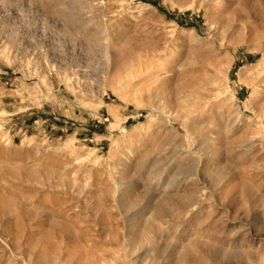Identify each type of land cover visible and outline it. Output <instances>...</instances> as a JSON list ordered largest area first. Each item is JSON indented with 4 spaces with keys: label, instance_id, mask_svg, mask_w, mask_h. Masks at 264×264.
Returning a JSON list of instances; mask_svg holds the SVG:
<instances>
[{
    "label": "rangeland",
    "instance_id": "374dc122",
    "mask_svg": "<svg viewBox=\"0 0 264 264\" xmlns=\"http://www.w3.org/2000/svg\"><path fill=\"white\" fill-rule=\"evenodd\" d=\"M263 52L264 0H0V264H264Z\"/></svg>",
    "mask_w": 264,
    "mask_h": 264
},
{
    "label": "bare ground",
    "instance_id": "6f19581e",
    "mask_svg": "<svg viewBox=\"0 0 264 264\" xmlns=\"http://www.w3.org/2000/svg\"><path fill=\"white\" fill-rule=\"evenodd\" d=\"M263 50V49H262ZM263 56H264V52H263ZM247 70V69H246ZM264 73V72H263ZM259 77V76H258ZM258 82L259 83H263L264 82V78H261V77H259L258 78ZM255 82V81H254ZM258 83V84H259ZM255 84H257L256 82H255ZM261 91H260V89L256 86H254L253 87V91H252V93H260ZM233 103V102H232ZM163 104L164 103H161V105H159L157 108L158 109H162L163 108ZM232 106V105H231ZM155 107V106H154ZM200 107V106H199ZM206 107V106H205ZM203 108V107H202ZM232 108V107H231ZM234 109H233V112H234V114H230L229 115V117H228V113H227V117L225 118V119H223V117H222V119L224 120L223 122H222V125L224 124V125H228V123L230 122V121H234V123L235 124H237V122L239 121L238 120V118H237V115L239 114V109H238V107L236 106V105H234V107H233ZM201 109V108H200ZM232 110V109H231ZM264 111V110H263ZM200 112V111H199ZM262 112V111H261ZM258 113V116L260 115V112L258 111L257 112ZM202 115H204L203 113H201ZM201 115V116H202ZM225 115V114H224ZM205 117H206V115H205ZM219 118V117H218ZM191 123V122H190ZM221 123V122H220ZM191 125H193L192 123H191ZM188 126V125H187ZM190 126V125H189ZM189 126H188V128H189ZM157 128V127H156ZM163 128V127H162ZM166 128V127H165ZM197 128V127H196ZM195 128V129H196ZM199 129H201V128H199ZM198 129V130H199ZM157 130V129H156ZM191 130V129H190ZM195 131L196 133H199V131ZM190 133H192V132H190ZM215 135H213V136H211V135H208V134H198L199 135V148L198 149H201V150H205L206 151V154H208L209 152H207V149L210 147V145L213 143V141H215L216 139H218V133L216 132V133H214ZM196 135V134H195ZM134 148V147H133ZM130 155V154H129ZM210 160V157L209 156H206V159H205V161L206 162H208ZM199 161V160H198ZM200 162H201V159H200ZM197 164V163H196ZM153 178V177H152ZM151 179V178H150ZM166 183V182H165ZM172 182H167L166 184H164V188L162 189V191H165V190H167V189H170L171 187H173L172 186ZM175 184V183H174ZM119 193V192H118ZM119 196V195H118Z\"/></svg>",
    "mask_w": 264,
    "mask_h": 264
}]
</instances>
